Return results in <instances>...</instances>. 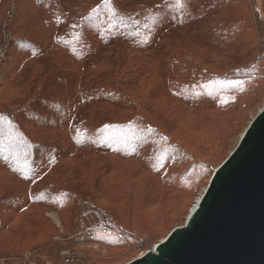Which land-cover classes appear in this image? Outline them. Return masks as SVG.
Returning <instances> with one entry per match:
<instances>
[{"label":"trees","instance_id":"16d2710c","mask_svg":"<svg viewBox=\"0 0 264 264\" xmlns=\"http://www.w3.org/2000/svg\"><path fill=\"white\" fill-rule=\"evenodd\" d=\"M173 1L0 0V61L10 47L20 46L6 75L0 73V90L17 91L9 102L0 101V119L7 121H0V175L25 182L23 198L8 216L0 214V231L10 226L13 214L28 210L25 216L34 223L31 207L58 193L93 205L94 188L108 178L96 168L105 153L147 167L159 153L175 152L178 156L164 160L165 170L158 173L168 189L178 174L171 166L196 161L200 157L193 150L209 148L212 141L171 124L153 102L160 99L158 89L174 108L180 103L191 109L194 129L211 134L219 120L227 137L240 131L262 96L259 64L264 62L251 61L264 47V0H188L159 23L161 10ZM247 21L256 40L250 27H238ZM176 28L180 31L173 32ZM210 53L241 55L243 63L229 76L217 70L220 65ZM65 57L77 80L61 114L65 133L60 146L66 145L25 177L24 166L16 162L31 161L30 148L46 136L29 133L18 114L40 99L47 75L63 69L59 60ZM71 168L80 169L79 179L67 177ZM89 171L91 180L86 179ZM4 188L0 182V198Z\"/></svg>","mask_w":264,"mask_h":264},{"label":"rangeland","instance_id":"374dc122","mask_svg":"<svg viewBox=\"0 0 264 264\" xmlns=\"http://www.w3.org/2000/svg\"><path fill=\"white\" fill-rule=\"evenodd\" d=\"M186 2L188 0L173 1L161 10L157 21L172 18L178 13V9H182V3ZM246 26L251 28L253 39L256 40L251 21L241 22L240 26L238 24L241 30ZM176 31L180 30L173 29V32ZM255 40L252 45L257 44ZM19 50V45H13L4 60L0 61L2 76L6 75L10 65L15 62ZM208 56L220 65L216 67L218 71L229 76L233 75L230 73L237 69L236 66L243 63L241 55L239 57L234 54L231 56L210 53ZM252 59L253 63L257 60L264 62V47ZM259 65L262 67L261 99L247 114V120L234 136L227 137L225 124L219 120L215 122V132L211 134L194 129L191 109L180 103L174 108V102L163 97L162 88L158 89L160 99L153 102L159 106L165 117L170 119L171 124L205 134L212 141L209 148L193 150L194 154L200 157L195 158L196 161L187 160L177 167L170 164L178 174L170 178L168 189L163 186L162 181L160 182L158 173L165 170V166H162L164 160L171 161L173 157L178 156L175 152L159 153L157 158H163L162 161L157 159L156 163L147 167H142L146 165L135 160L119 159L107 153L99 155L97 164L100 166L96 168L105 172L108 178L94 188L93 205L72 194L58 193L48 196L41 205L31 207V211L35 213L32 216L34 223L25 216L30 210L24 214H13L10 226L0 231V264H125L152 249L175 227L183 226L206 189L213 171L234 150L252 119L264 106V63ZM59 66L64 68L53 70L46 76L44 92L40 99L18 114L21 124L29 133L39 138L46 136L40 139V145L34 150L30 148L31 161L16 162L19 166H24L25 177L36 171L35 167L44 166L52 153L66 145L64 143L60 146L65 133V119L61 114L67 111L77 80L76 75L72 73L74 70L68 57L61 58ZM258 79L259 77L254 76L252 82ZM15 96L17 91L11 87L4 86L0 90V101L9 102ZM0 121L7 123L3 119ZM117 133L116 131L115 134ZM110 139L111 143L114 142L113 137ZM72 169L70 175L67 173V177L79 179L80 169ZM92 176L89 171L86 179L91 180ZM0 182L3 188L5 187L0 198V214L8 216L20 198H23L25 182L8 175H0ZM111 186L116 189L110 190ZM116 192L120 196L115 197ZM55 243L62 244V247L56 250ZM48 252L51 255H48Z\"/></svg>","mask_w":264,"mask_h":264},{"label":"water","instance_id":"95a60500","mask_svg":"<svg viewBox=\"0 0 264 264\" xmlns=\"http://www.w3.org/2000/svg\"><path fill=\"white\" fill-rule=\"evenodd\" d=\"M125 264H264V106L185 224Z\"/></svg>","mask_w":264,"mask_h":264},{"label":"bare ground","instance_id":"6f19581e","mask_svg":"<svg viewBox=\"0 0 264 264\" xmlns=\"http://www.w3.org/2000/svg\"><path fill=\"white\" fill-rule=\"evenodd\" d=\"M198 202H199V200L197 201V204H198ZM197 204H196V206H197ZM196 206H195V207H196ZM195 207H194V208H195ZM194 208H193V209H194ZM193 209H192V210H193Z\"/></svg>","mask_w":264,"mask_h":264},{"label":"built area","instance_id":"2783aa9c","mask_svg":"<svg viewBox=\"0 0 264 264\" xmlns=\"http://www.w3.org/2000/svg\"><path fill=\"white\" fill-rule=\"evenodd\" d=\"M70 259L67 257V261H69Z\"/></svg>","mask_w":264,"mask_h":264}]
</instances>
